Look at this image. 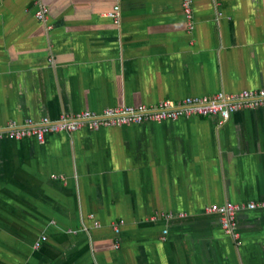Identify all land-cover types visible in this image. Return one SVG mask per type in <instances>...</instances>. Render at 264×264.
I'll use <instances>...</instances> for the list:
<instances>
[{
  "label": "crops",
  "instance_id": "0c3cea01",
  "mask_svg": "<svg viewBox=\"0 0 264 264\" xmlns=\"http://www.w3.org/2000/svg\"><path fill=\"white\" fill-rule=\"evenodd\" d=\"M185 2L0 0V130L263 90L264 0ZM260 202L264 105L0 140V264H264Z\"/></svg>",
  "mask_w": 264,
  "mask_h": 264
},
{
  "label": "built area",
  "instance_id": "2783aa9c",
  "mask_svg": "<svg viewBox=\"0 0 264 264\" xmlns=\"http://www.w3.org/2000/svg\"><path fill=\"white\" fill-rule=\"evenodd\" d=\"M186 18L191 19L190 0L185 2ZM46 8L36 13L39 20L45 21L48 16ZM256 108L264 105V89L256 93L242 92L237 96L225 97L223 94L215 96L214 100L208 97L187 98L182 106H174L169 102H163L158 106L149 107H126L117 109H106L101 115L91 112H82L76 116L62 115L58 122L50 119L43 120L42 123H34L29 120L25 126H18L16 122L9 124L8 130H0V140L10 138L14 140H24L26 138H37L44 142L49 133L69 132L80 130L85 124L93 129H99L115 125L143 124L146 122H162L165 120H175L179 116L189 117L191 114L202 116L219 115L227 119L232 112L237 110L240 104H246ZM264 210V202L250 203L247 206L227 203L223 206L207 208L209 214H216L220 217L221 227L227 236L236 239L234 233L236 228V213L239 210ZM169 218L173 215L168 214Z\"/></svg>",
  "mask_w": 264,
  "mask_h": 264
}]
</instances>
